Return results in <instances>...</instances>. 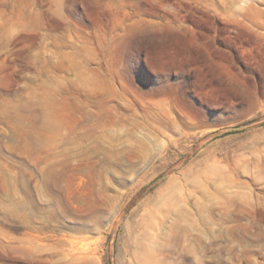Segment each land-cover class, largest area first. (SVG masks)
<instances>
[{"label":"rangeland","instance_id":"374dc122","mask_svg":"<svg viewBox=\"0 0 264 264\" xmlns=\"http://www.w3.org/2000/svg\"><path fill=\"white\" fill-rule=\"evenodd\" d=\"M194 159L214 222L147 264H264V0H0V264H138L128 212Z\"/></svg>","mask_w":264,"mask_h":264},{"label":"bare ground","instance_id":"6f19581e","mask_svg":"<svg viewBox=\"0 0 264 264\" xmlns=\"http://www.w3.org/2000/svg\"><path fill=\"white\" fill-rule=\"evenodd\" d=\"M213 175L214 169L209 160H191L183 169L171 172L152 195L130 209L127 217V224L131 223L127 247L133 261L147 264L156 252L171 242L189 238L197 240L202 227H211V222H214L211 215H194L184 206L189 204L198 189L207 185ZM129 199L114 209L108 233L103 236L99 234L98 240H107L115 224L123 218ZM92 243L93 239L87 235L68 234L59 240L56 251L65 250L68 255L88 253Z\"/></svg>","mask_w":264,"mask_h":264},{"label":"water","instance_id":"95a60500","mask_svg":"<svg viewBox=\"0 0 264 264\" xmlns=\"http://www.w3.org/2000/svg\"><path fill=\"white\" fill-rule=\"evenodd\" d=\"M235 128H237V127H235Z\"/></svg>","mask_w":264,"mask_h":264}]
</instances>
